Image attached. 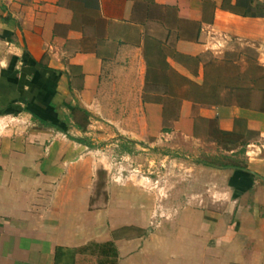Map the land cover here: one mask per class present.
<instances>
[{
	"label": "crops",
	"instance_id": "crops-1",
	"mask_svg": "<svg viewBox=\"0 0 264 264\" xmlns=\"http://www.w3.org/2000/svg\"><path fill=\"white\" fill-rule=\"evenodd\" d=\"M263 47L264 0H0V264H264V111L218 74ZM162 148L220 180L112 181Z\"/></svg>",
	"mask_w": 264,
	"mask_h": 264
},
{
	"label": "rangeland",
	"instance_id": "rangeland-1",
	"mask_svg": "<svg viewBox=\"0 0 264 264\" xmlns=\"http://www.w3.org/2000/svg\"><path fill=\"white\" fill-rule=\"evenodd\" d=\"M233 43L235 42L230 43L228 47ZM241 49L242 51L229 54L228 60L219 62L218 74L225 76L224 80L226 83L242 87L240 90L251 89L252 91L250 92H253L255 100L260 99L261 101V87L264 86V78L261 77L264 71V47L259 51L250 48ZM223 52L212 53L222 55ZM259 65L263 66L259 68ZM244 151L245 147L239 148L238 154L233 161L234 163L241 165L244 161ZM142 152L140 149L133 151L132 153L137 156L134 160L118 157L120 153H116L118 154L116 157V167L111 169V174H114L112 181L123 186L128 180H133L135 186L155 193L159 198L174 191L182 181L187 180L190 173H192L191 175L196 174L198 181L203 180L206 176L213 178L214 181L220 180V173L215 168L210 171L209 168L205 169L203 167L201 163V160H204L203 155L191 156L189 158L170 152L169 148H162L159 151L154 149L145 150L144 153L147 154L140 155ZM217 161L216 159L212 162L215 163ZM194 165L197 170H194ZM99 176L95 191L103 192L105 175L101 173ZM197 188L198 191H204L207 187H205V184L198 182ZM211 188L213 191H220L221 185L212 184ZM157 201L156 199L155 202L157 203Z\"/></svg>",
	"mask_w": 264,
	"mask_h": 264
},
{
	"label": "built area",
	"instance_id": "built-area-1",
	"mask_svg": "<svg viewBox=\"0 0 264 264\" xmlns=\"http://www.w3.org/2000/svg\"><path fill=\"white\" fill-rule=\"evenodd\" d=\"M205 40L203 44L205 48L213 53L223 52L230 43L235 39L228 34L215 30L213 28L204 29Z\"/></svg>",
	"mask_w": 264,
	"mask_h": 264
},
{
	"label": "trees",
	"instance_id": "trees-1",
	"mask_svg": "<svg viewBox=\"0 0 264 264\" xmlns=\"http://www.w3.org/2000/svg\"><path fill=\"white\" fill-rule=\"evenodd\" d=\"M259 68H261L262 66H258ZM261 77L262 78H264V71H263V74L261 75ZM248 90V89H247ZM261 94H262V97H261V101H260V103H259V105H258V108L260 109V110H262V111H264V86L263 87H261Z\"/></svg>",
	"mask_w": 264,
	"mask_h": 264
}]
</instances>
